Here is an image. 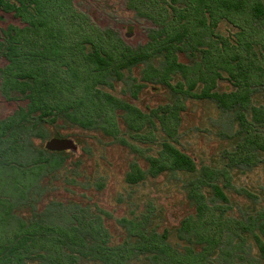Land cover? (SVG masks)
Segmentation results:
<instances>
[{
	"label": "rangeland",
	"instance_id": "1",
	"mask_svg": "<svg viewBox=\"0 0 264 264\" xmlns=\"http://www.w3.org/2000/svg\"><path fill=\"white\" fill-rule=\"evenodd\" d=\"M125 2L72 0L106 44L137 48L152 24ZM9 25L24 26L0 10V36ZM213 31L264 66V24L247 22L241 30L220 21ZM203 37L215 55L220 38ZM19 40L25 51L45 44L27 32ZM206 48L177 54L185 75L166 71L158 51L125 69L112 65L96 87L117 103L92 108L86 127L61 113L27 110L30 81L0 74V121L7 119L0 123V264H177L188 252L205 254L198 264H264L254 237L264 243V151L240 145L249 136L264 145V122L253 121L245 135L237 119L251 122V108L264 111V90L253 86L250 109L239 111L183 94L179 85L184 91L195 83L196 92L209 85L198 67ZM220 74L213 92L236 91L228 74ZM163 144L190 158L196 170L152 175V160L166 163ZM137 173L142 180L126 179ZM157 242L170 256L142 251Z\"/></svg>",
	"mask_w": 264,
	"mask_h": 264
},
{
	"label": "trees",
	"instance_id": "2",
	"mask_svg": "<svg viewBox=\"0 0 264 264\" xmlns=\"http://www.w3.org/2000/svg\"><path fill=\"white\" fill-rule=\"evenodd\" d=\"M183 7H177L178 0H126L127 9L137 17L152 24L144 45L131 48L128 45L106 44V39L99 29L91 23L86 15L76 9L72 0H0V10L11 13L23 27L7 26L1 31L0 60L5 65L0 67V74L14 79L30 81L27 110L35 109L45 115L61 113L76 124L86 127L91 123L90 110L101 106L102 102L116 104L117 101L97 89V82L112 65L125 69L134 66L146 58L149 50L163 53V67L185 75L186 69L177 62V54L184 48H201L206 46V53L198 67L204 68L209 85L195 91V83H190L183 94L189 97L212 101L222 110H249L253 86L264 90V66L258 65L254 53L245 57L234 52V48L214 33L220 21L238 25L241 30L250 25L264 24V0H180ZM43 36L45 44L40 49L32 46L24 50L19 36L24 33ZM202 34H209L219 39L221 49L212 55L213 48L205 41ZM250 45L245 46L249 52ZM232 52V53H231ZM229 53H231L229 55ZM61 63L65 70H60ZM200 69V68H198ZM254 69L257 72H254ZM220 72L228 74L229 80L237 88L229 93L213 92L216 78ZM126 107V106H125ZM252 121L244 116H237L239 126L244 128L245 135L255 123L264 122V111L251 108ZM6 120L0 123L6 124ZM258 137H247L242 145L251 144L264 151V145L255 141ZM165 164L157 160L150 162V173L156 175L162 171L194 172L193 161L171 145L163 144ZM209 173L208 169H204ZM130 182L143 179L141 173L126 175ZM213 191L224 198L218 188ZM197 195V194H196ZM196 200V199H195ZM198 213L202 212L200 207ZM186 221L180 225L179 232L186 228ZM261 256L264 257V243L254 236ZM209 244V239H203ZM147 253H165L168 247L155 243L152 249L142 250ZM206 258L205 254L192 252L177 257V264H198Z\"/></svg>",
	"mask_w": 264,
	"mask_h": 264
},
{
	"label": "water",
	"instance_id": "3",
	"mask_svg": "<svg viewBox=\"0 0 264 264\" xmlns=\"http://www.w3.org/2000/svg\"><path fill=\"white\" fill-rule=\"evenodd\" d=\"M54 147H58L59 149H64L65 148V144L63 143H54Z\"/></svg>",
	"mask_w": 264,
	"mask_h": 264
}]
</instances>
